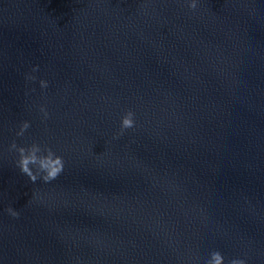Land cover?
<instances>
[{
    "label": "water",
    "instance_id": "1",
    "mask_svg": "<svg viewBox=\"0 0 264 264\" xmlns=\"http://www.w3.org/2000/svg\"><path fill=\"white\" fill-rule=\"evenodd\" d=\"M13 140L62 173L32 183ZM212 251L264 264V0H0V264Z\"/></svg>",
    "mask_w": 264,
    "mask_h": 264
},
{
    "label": "clouds",
    "instance_id": "2",
    "mask_svg": "<svg viewBox=\"0 0 264 264\" xmlns=\"http://www.w3.org/2000/svg\"><path fill=\"white\" fill-rule=\"evenodd\" d=\"M189 7L195 9L197 7V0H189ZM38 69V66L33 67V72ZM27 79L35 80V76L29 75ZM41 88H46L48 86V81L41 79L39 81ZM40 112L43 113L44 117L47 118L48 111L44 105L39 106ZM134 112L132 110L126 111V113L121 117L120 132L116 134H123V131L128 128L134 127ZM30 127V122L24 120L20 124L19 131L16 133L17 136H23L25 131ZM10 149H14L18 154L19 158L16 161L17 166L20 171L25 174L32 183H35L38 179L45 183H49L55 180L64 169V159L61 155L56 154L51 147L45 145L41 146L37 142H33L31 145L19 146L16 141L10 145ZM6 211L12 217H18L19 211L13 208L11 205L6 209ZM206 264H224V256L220 251H212L210 253V258L206 261ZM228 264H246L244 259H231Z\"/></svg>",
    "mask_w": 264,
    "mask_h": 264
}]
</instances>
